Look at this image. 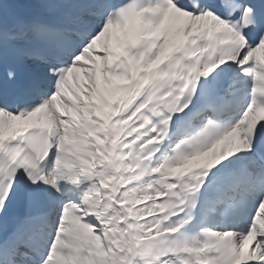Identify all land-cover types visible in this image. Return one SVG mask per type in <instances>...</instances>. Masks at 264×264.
<instances>
[{"label": "snow or ice", "instance_id": "obj_1", "mask_svg": "<svg viewBox=\"0 0 264 264\" xmlns=\"http://www.w3.org/2000/svg\"><path fill=\"white\" fill-rule=\"evenodd\" d=\"M0 264H264V0H0Z\"/></svg>", "mask_w": 264, "mask_h": 264}]
</instances>
